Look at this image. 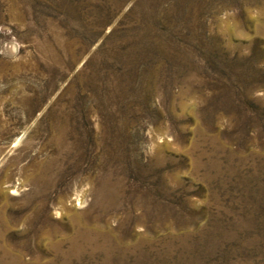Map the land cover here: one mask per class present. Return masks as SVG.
Segmentation results:
<instances>
[{"label":"rangeland","instance_id":"obj_1","mask_svg":"<svg viewBox=\"0 0 264 264\" xmlns=\"http://www.w3.org/2000/svg\"><path fill=\"white\" fill-rule=\"evenodd\" d=\"M0 264H264V0H0Z\"/></svg>","mask_w":264,"mask_h":264}]
</instances>
